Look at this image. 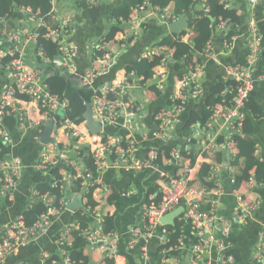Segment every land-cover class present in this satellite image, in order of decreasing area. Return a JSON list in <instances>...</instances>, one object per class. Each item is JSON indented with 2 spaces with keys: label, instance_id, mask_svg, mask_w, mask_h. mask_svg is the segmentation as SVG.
Instances as JSON below:
<instances>
[{
  "label": "built area",
  "instance_id": "obj_1",
  "mask_svg": "<svg viewBox=\"0 0 264 264\" xmlns=\"http://www.w3.org/2000/svg\"><path fill=\"white\" fill-rule=\"evenodd\" d=\"M58 0H52L56 6ZM205 12L210 13V8L205 7L206 0H200ZM226 3L227 8H231L229 0H222ZM90 8L97 5L99 0H87ZM263 7L264 0H250L251 18L248 20V40L247 46L250 50L246 66H229L226 68L225 81L227 86L221 93L224 98L222 108L203 127V131L211 128L215 122H221L226 128V135L241 134L243 132L245 121V107L249 103L252 93L255 90L256 81L264 80V73L258 77L257 70L260 57L263 53L261 40L263 35L254 20V13L257 7ZM23 13L32 14V20L38 19V15L33 13L30 8H22ZM149 16H154L163 24H170L178 20V16L172 13L168 8H154L148 3L137 6L134 14L128 21H116L122 34H118L114 39L102 38L96 42L93 55L97 52L103 55L95 59L96 64L92 69L85 72L82 77V86L91 89L95 97L92 101L93 116L102 128L106 123H110L119 117H124L125 128L135 132L139 130L138 120L143 115V107L137 104H130L126 101L129 95V89L132 87L130 78L137 82L144 80L137 77L135 72L129 73L124 79H116L105 82L102 87L94 91V83L100 77L105 76L113 68L116 56L111 51L112 42L119 43L121 51L127 50L131 45L136 43L146 29V21ZM53 21L59 23L58 29L49 30L48 37L50 40L58 41L63 51V55L58 59L56 66L62 69L61 74L73 76L76 73L75 61L78 58L79 50L72 44L68 43L74 32V21L71 16L63 17L57 14L54 9ZM8 22L7 17L0 19V25ZM228 21L218 24L216 30L221 31L226 36L229 29ZM40 27H47L42 20L39 22ZM8 35L9 42L13 45L14 50H0V62L5 56L9 55L12 61L2 69V74L9 79V83L0 93V142L9 150L14 147L12 132L3 124L7 117H16L18 119V128L22 134L32 131L33 140L38 142L44 133L46 124L54 120L56 114L61 113L62 118L58 123L55 134L58 139V145L46 146L39 155L33 169L37 173H49L52 169L60 168L62 165H68L72 170H68L62 175L63 185L54 183L53 189L65 191L66 183L71 181H87L90 175H82L80 166L68 154L73 153L80 156V149L65 145L68 140H86L90 139L94 148L92 149L93 163L97 168L99 176L94 180V187L103 186L102 176L108 169L125 170L128 173L144 171L150 168L157 160H161L163 153L160 154L155 150L142 152L141 145L132 139L123 141L120 137L106 136L100 143L97 139L92 140L90 134L83 132V129L72 121L67 113L70 111L69 102L62 99L59 95L53 94L45 82V76L42 68L36 69L30 66L25 55V48L30 42L37 41L39 33L29 34L27 29H19L10 32ZM121 35V37H120ZM224 36V37H225ZM119 39V40H117ZM2 38L0 37V45ZM181 40L188 42V36L181 37ZM233 38L226 40L223 44L224 50L233 49ZM40 53V52H39ZM207 57L212 54V41H210L204 51ZM173 54L171 51L162 48H153L151 53L143 55V59L154 60L160 58V67L153 77L156 80V89L163 90L166 83L167 61H170ZM44 64L52 63V60L40 54ZM203 65H198L189 77H184L178 82L175 94L172 96V103L169 107L162 108L155 115V122L160 131L155 134V138L162 139L175 135L176 129L181 123V117L185 110L187 100L189 99L188 91L192 95L201 93L202 85L199 76ZM0 75V76H1ZM96 92V94H95ZM193 135L189 141H193ZM232 140L226 138L223 144L218 147L228 146ZM61 145H63L61 147ZM73 149V151H72ZM214 147L209 146L206 152L212 153ZM139 155L141 157H139ZM255 157L262 162L260 146L255 149ZM173 157L178 161L181 172L176 178L169 179L159 196H151L150 199L143 203L141 207V223L137 228L132 229L131 239L129 241L130 249H133L137 242L142 243V255L147 256V250L144 246L155 235L157 229L162 226V219L173 209L186 202L187 207L184 213V222L190 227L192 232L189 240L183 238V246L176 250H183L189 246L192 256L185 263L177 264H237L235 257L231 254L233 242V225L241 228L247 227L252 222L254 213L261 205V201L247 203L244 198L246 193H254L262 185L257 181L255 173L248 177L246 185L241 190L235 192L236 205L234 207L233 220L229 221L220 216L221 198L223 188L220 183L216 182L217 173L211 170L206 178L207 183L214 185L212 189L204 191L195 190L189 187V183L197 181L198 167L192 166L190 162L181 159L177 151H173ZM26 165L19 158H0V199H5L17 189ZM232 185L236 183V177L231 181ZM206 205V209L202 207ZM66 209L65 199H60L58 203H53L49 211L33 224L27 225L25 219L20 218L15 222L7 224L0 231V264H3L7 258L17 252L20 248L36 241L41 236L48 233L52 223L58 219ZM95 214L92 206L88 203L82 210V216ZM97 217H100L97 215ZM186 229V226H182ZM73 232H78L86 243L95 246L105 258L117 259L120 254L119 233L115 231L104 232L102 227L98 228H78L65 227L56 237L57 243H62L66 247H72L69 239ZM166 234V231H164ZM165 249L163 255L166 257L165 262L169 261L172 250ZM259 252L254 259L262 260L264 258V224L260 233ZM44 264H84L76 263L70 256L62 253V259L53 258L49 253H43ZM215 258V259H213ZM214 260V261H213Z\"/></svg>",
  "mask_w": 264,
  "mask_h": 264
},
{
  "label": "crops",
  "instance_id": "obj_2",
  "mask_svg": "<svg viewBox=\"0 0 264 264\" xmlns=\"http://www.w3.org/2000/svg\"><path fill=\"white\" fill-rule=\"evenodd\" d=\"M121 0H99L101 5L100 15L96 18L93 17L92 8H90L87 0H58L57 8L61 15L71 16L74 20V32L72 33L68 43L72 44L79 50V55L75 61L76 73L69 76L68 79L76 86H82V77L85 72L92 69L96 64L94 63L93 50L90 48L92 42H96L101 38L109 35L111 31L118 28L119 25L112 19V11L119 4ZM231 8L239 10L242 25L235 29V37H233V49L231 51L224 50L223 44L225 41L224 33L215 31L212 40V54L213 56L207 57L204 55V62L202 63L203 69L199 76V81L202 85L201 93L199 95H192L188 91L189 99L187 100L185 110L181 117V123L176 129L175 135L170 137H163L162 139L155 138V134L159 133L160 129L155 122L156 113L162 108L169 107L172 103V96L175 94L178 85V71H172V64L167 61L166 65V83L163 90L156 92V80H144L137 82L130 78L132 87L129 89V95L126 101L130 104H137L143 107V115L138 120L139 130L132 132L125 128L124 117H119L116 120L106 123L101 132L92 133L86 126V120L83 117L81 122H76L83 129V132L90 134L92 140L97 139L102 143L106 136L120 137L123 141L129 139L137 141L141 145L142 152L148 150H155L162 154V159L157 160L150 168L141 172L128 173L121 169L116 170L113 168L108 169L103 173L102 179L104 180L103 186L94 187V180L99 176L97 168L93 163L92 141L86 140H68L65 142L70 149L78 147L80 149V156L69 153L68 155L76 161L80 166L82 175H90L87 181H71L66 183V189L61 199L66 201V209L62 212L61 216L56 219L48 233L41 236L36 241L20 248L13 255L9 256L3 264H44L43 253H49L53 258L62 259V253L71 257L70 251L72 247H66L62 243L55 241L59 232L65 227L78 228H98L102 227L104 232L115 231L119 234V248L120 254L117 259L105 258L100 251L91 246L85 241H82L79 247L83 250V257L85 260L80 261L84 264H108L111 260L113 264H128L127 254H131L135 258L136 264H177V262L185 263L192 256V251L189 246L183 250H176L183 246V234L181 233L177 244H173L172 231L168 228L175 229L177 224L181 226L187 225L184 222V213L187 207L186 202H182L178 208H183V213L175 219V226H162L157 229L154 237L146 243L147 256L142 255L141 242L130 249L129 241L131 239V231L137 228L141 223V207L144 202L148 201L151 196H159L165 183L171 179L176 178L181 172V167L178 161L173 157V151H177L181 159L188 161L181 152H192L195 154V164L200 171L204 164L210 166L211 170L217 173L216 182L220 183L223 188L221 208L219 209L220 216L233 220L234 207L236 205L237 191L232 185L231 181L234 177L241 174L244 167V159L238 158V151L235 149L236 137H243L241 134L226 135V128L222 126L221 122H215L211 128L203 131L209 121L218 111L221 110L222 104H217L215 107L210 108L213 111L212 115L205 124L196 123L187 127V123L193 114L202 115L204 108H207V98L212 94L213 88L217 86L220 81L225 84L226 68L229 66H246L237 63V54L246 45L248 34V20L251 18L250 0H229ZM172 13L176 14L174 11ZM177 15V14H176ZM178 16L176 23L189 16ZM254 20L256 21L262 35H264V9L259 6L254 13ZM171 24V23H170ZM25 25V26H24ZM29 27V24L24 21L23 15L17 13L5 24V28L0 29V37L9 34L18 27ZM169 24H163L154 16H149L146 21V29L136 43L131 45L127 50L121 51L120 44L112 42L110 49L116 56L113 68L105 76L97 79L94 83V91L102 87L105 82L113 81L116 79H124L127 74V68L133 66L136 62L143 59V55L151 53L153 48H162L174 51L170 47H161L159 44L168 37L173 35L169 32ZM186 30V29H185ZM182 37V36H181ZM185 38V36H183ZM191 35L188 36L190 40ZM187 43V41H184ZM246 42V43H245ZM31 47V46H30ZM28 47L26 49V59L30 66L37 64L35 51ZM90 48V49H89ZM249 57V55H248ZM247 57V59H248ZM151 61V60H150ZM261 61V57H260ZM259 61V64H260ZM258 64V68H259ZM200 65V64H199ZM198 66V65H197ZM160 62L155 69L158 70ZM45 77L52 74L54 71L44 67ZM258 75V74H257ZM260 75H258L259 77ZM137 79V75H136ZM9 83L6 76H0V93L4 87ZM227 86V85H226ZM226 88V87H225ZM153 89V90H152ZM96 94V92H95ZM160 94V95H159ZM93 98L95 97L92 91ZM92 98V101H93ZM250 102V101H249ZM251 102L254 106H258L264 111V80L256 81L255 90L252 93ZM92 105V102L90 103ZM249 104V103H248ZM247 104V105H248ZM245 107V120L249 112ZM250 118L254 123L255 135L260 140V152L264 161V115L260 117L250 113ZM245 123V121H244ZM244 128V127H243ZM195 135L193 141L190 138ZM245 137V136H244ZM243 137V138H244ZM14 140V147L9 150L7 157L19 158L26 165L22 176L17 184V189L5 199H0V231L9 223L15 222L24 217V213L31 210L36 204L42 202L47 213L49 208L56 203L58 199L51 196L49 192L42 194L38 190L40 181L51 183L55 179L59 185H63L61 181L62 175L72 170L68 165H62L60 168L52 169L49 173H37L33 169L39 155L46 147L39 139L38 142L33 140L32 131L22 134V131L17 128L12 132ZM229 138L232 140L228 146L218 147L217 145L223 144ZM63 145H61L62 147ZM214 147L212 153L206 152L208 147ZM161 148L170 149V151H160ZM73 151V149H72ZM139 157H141L139 155ZM55 171V172H54ZM264 175V174H262ZM209 176V175H208ZM258 181V180H257ZM79 182L80 188L76 191L74 183ZM262 187L257 189L254 193H246L244 190L243 198L247 203L254 201H261V205L252 217V222L249 226L241 228L233 225V231L236 237V243H233L231 254L236 258L235 251L238 252V264H264L262 260H255L254 257L259 249V239L262 227L264 224V182L258 181ZM191 183H189V187ZM214 187V185H212ZM212 187V188H213ZM195 190L204 191L207 187V182L198 188L192 187ZM81 199L82 208L76 211L68 208L69 204L76 199ZM88 203L92 206L95 214L82 216L83 207ZM206 209L205 205H202ZM177 207L171 212L178 209ZM169 212V213H171ZM41 214V216L43 215ZM99 215L100 217H97ZM166 216V215H165ZM40 218V217H39ZM166 231V234H164ZM75 238L69 239V244L74 243ZM172 250L169 261L165 262L163 252L165 249ZM215 259V258H213ZM237 259V258H236ZM214 261V260H213ZM79 262V263H80ZM77 263V262H76ZM212 264H215L214 262Z\"/></svg>",
  "mask_w": 264,
  "mask_h": 264
},
{
  "label": "trees",
  "instance_id": "obj_3",
  "mask_svg": "<svg viewBox=\"0 0 264 264\" xmlns=\"http://www.w3.org/2000/svg\"><path fill=\"white\" fill-rule=\"evenodd\" d=\"M121 4H119L112 11V19L116 21H128L131 16L134 14L135 8L137 6L142 5L143 3H148L150 6L154 8H168L170 11H174L177 15L189 16L190 22L189 27L184 30L180 35H169L159 44L161 47H170L174 51V55L171 57L170 62L172 64V71H178L176 77L178 80H182L184 77H189L197 67V65L202 64L204 62V51L210 41L213 40L214 32L217 31L216 28L219 23L223 21L230 20L229 29L224 37L225 41L235 37V29L239 28L242 25L241 16L239 15V10L236 8H227V5L222 0H206L205 7L210 8V13L207 14L205 12V8L200 0H121ZM22 8H30L33 13L38 15V19L32 20V14H25L22 11ZM56 8L57 14L60 11L56 6L53 5L52 0H0V19L7 17L8 21L11 20L13 16L17 13H21L23 15L24 21L29 24V27H18L19 29H27L29 30L30 35H34L35 33H39V37L37 41L30 42L25 48H32L35 51L37 64L32 66L33 68L40 69L42 68L44 76V67H48L51 71H54L52 74H49L47 78L45 77V82L50 88V91L53 94L59 95L62 99L69 102L70 111L67 113V116L76 122H81L83 120V116L86 112V104L92 102V91L87 88H82L80 86H76L73 82L71 83L69 80H66L60 76L62 69L56 66L58 59H60L63 55V51L59 45L58 41L50 40L48 36L49 30L58 29L59 23L53 21L54 9ZM101 5L98 3L97 5L92 6V14L93 17L96 18L100 15ZM61 15V14H60ZM63 17H67L61 15ZM73 19V18H72ZM42 20L47 24V27H40L39 22ZM74 21V20H73ZM6 24V23H5ZM5 24L0 25V29L5 28ZM14 31V30H13ZM122 34V30L120 28H115L109 33L107 38L109 40L114 39L118 34ZM191 35L190 40L187 43L181 40V36H189ZM8 35L1 36V45L0 50L6 51V53L10 50H14L13 45L9 42ZM121 37V35H120ZM119 40V39H117ZM246 43V42H245ZM243 49L237 54V63L238 64H247V57L250 53V50L246 45H244L243 41ZM261 47L263 53L261 55V61L259 64V68L257 70L258 75H262L264 73V35L261 40ZM40 52V53H39ZM40 54L46 56L52 60L50 64H44L43 59L40 57ZM103 55L101 52H96L94 55V59H98ZM206 56V55H205ZM12 58L7 55L0 62V73L2 74V69H4L10 62ZM161 61L160 58H155L153 61L147 59H141L136 62L133 66L127 68V74L131 72H135L137 77H144L146 80H151L157 73V65ZM0 74V75H1ZM4 76V75H1ZM227 84L223 81L213 88L212 94L207 98V108H204L202 111V115L193 114L190 120L187 123V127L192 126L193 124L200 123L205 124L213 111L210 108H218L224 98L221 96V93L225 90ZM7 86V85H6ZM5 86V87H6ZM4 87V88H5ZM156 92H158L155 87H153ZM153 90V89H152ZM2 92V91H1ZM160 95V94H159ZM219 106L215 107L217 104ZM247 111L249 115L244 123L243 128V137H236L235 140V149L238 151V158L244 159V167L242 169L241 174L236 177V183L234 184V188L237 190H241L246 185L248 177L251 173H255L256 179L260 182H264V161L260 162L255 157V149L259 144L260 140L255 135L254 123L250 118V113L260 117L264 115V111H262L258 106H254L253 102H250L247 105ZM18 119L16 117H7L4 119V126L11 132H15L18 128ZM161 148L160 151H170V149ZM9 153V149L0 142V158H5ZM181 154L187 159L190 160L192 164H195V154L190 152H181ZM55 172V171H54ZM210 174V166L204 164L201 171L200 176L196 182L191 183V187L198 188L202 184L206 183V178ZM53 182H56L55 179H52L51 183H46L40 181L38 185V190L40 193L45 194L49 192L52 197L58 199V201L62 198L64 193H61L59 189H53ZM74 183V182H73ZM76 191L80 188V183H74ZM208 189H212V184L207 183ZM57 201V203H58ZM206 206V205H205ZM45 205L40 202L36 204L31 210L24 213L25 223L27 225H33L46 211ZM229 220V219H227ZM232 221V220H229ZM179 224H177L176 228H168L172 231L171 239L173 244H177L180 238L181 233L187 240L191 238L192 232L190 231V227L187 225V229L184 231L180 229ZM72 237V235H71ZM70 237V238H71ZM73 237L75 238L72 250L70 251L71 259L79 263L80 261H84L85 257H83V250L79 247L83 238L79 236L78 232H73ZM231 241L236 243L235 233L233 231ZM236 254V263L239 262L238 252L235 251ZM128 264H136L134 256L131 254H127ZM238 260V262H237ZM114 260H110L108 264H113Z\"/></svg>",
  "mask_w": 264,
  "mask_h": 264
},
{
  "label": "water",
  "instance_id": "obj_4",
  "mask_svg": "<svg viewBox=\"0 0 264 264\" xmlns=\"http://www.w3.org/2000/svg\"><path fill=\"white\" fill-rule=\"evenodd\" d=\"M189 27V19L184 18L176 23H171L168 26L169 32L173 35H180L185 29ZM64 79H68V74H60ZM84 119L86 120V126L90 129L92 133H98L102 131V125L94 119L92 105L90 103L86 104V112L84 114ZM61 113L56 114L54 120L46 124L43 135L40 138V141L45 146L58 145V139L55 134L56 127L61 121ZM70 210L76 211L82 208L81 199L78 198L75 201L71 202L68 206ZM183 213V208H178L174 212L168 213L162 219V224L164 226H175V219H177Z\"/></svg>",
  "mask_w": 264,
  "mask_h": 264
},
{
  "label": "rangeland",
  "instance_id": "obj_5",
  "mask_svg": "<svg viewBox=\"0 0 264 264\" xmlns=\"http://www.w3.org/2000/svg\"><path fill=\"white\" fill-rule=\"evenodd\" d=\"M108 36V35H107ZM107 36H105V37H103V38H107ZM102 39V38H101ZM100 39V40H101ZM98 41V40H97ZM94 47H95V44L92 42L91 44H90V48H93L94 49ZM89 48V49H90ZM79 55V54H78ZM77 60V59H76ZM101 78V77H100ZM80 87H82V88H85L84 86H80ZM89 90H91V89H89Z\"/></svg>",
  "mask_w": 264,
  "mask_h": 264
},
{
  "label": "clouds",
  "instance_id": "obj_6",
  "mask_svg": "<svg viewBox=\"0 0 264 264\" xmlns=\"http://www.w3.org/2000/svg\"><path fill=\"white\" fill-rule=\"evenodd\" d=\"M83 241H85L84 239H83ZM86 242V241H85Z\"/></svg>",
  "mask_w": 264,
  "mask_h": 264
}]
</instances>
